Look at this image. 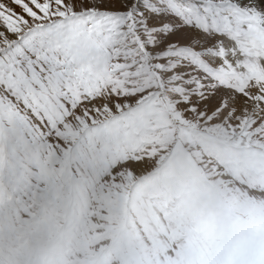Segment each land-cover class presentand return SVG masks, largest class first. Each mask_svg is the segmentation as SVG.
<instances>
[{"label": "snow or ice", "instance_id": "snow-or-ice-1", "mask_svg": "<svg viewBox=\"0 0 264 264\" xmlns=\"http://www.w3.org/2000/svg\"><path fill=\"white\" fill-rule=\"evenodd\" d=\"M177 178L158 264H256L264 246V0H0V234L62 190Z\"/></svg>", "mask_w": 264, "mask_h": 264}, {"label": "rangeland", "instance_id": "rangeland-1", "mask_svg": "<svg viewBox=\"0 0 264 264\" xmlns=\"http://www.w3.org/2000/svg\"><path fill=\"white\" fill-rule=\"evenodd\" d=\"M48 222L0 234V264H158L183 243L177 221L184 200L177 178L154 187L139 179L119 195L62 190ZM255 229L264 231V209H252ZM264 264V246L254 250Z\"/></svg>", "mask_w": 264, "mask_h": 264}]
</instances>
